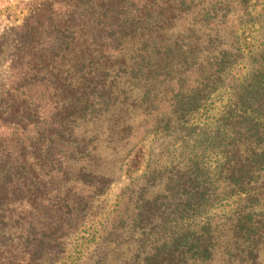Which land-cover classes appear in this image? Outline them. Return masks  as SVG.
I'll return each instance as SVG.
<instances>
[{"label": "trees", "instance_id": "trees-1", "mask_svg": "<svg viewBox=\"0 0 264 264\" xmlns=\"http://www.w3.org/2000/svg\"><path fill=\"white\" fill-rule=\"evenodd\" d=\"M26 4L0 32V264H264V0Z\"/></svg>", "mask_w": 264, "mask_h": 264}, {"label": "rangeland", "instance_id": "rangeland-1", "mask_svg": "<svg viewBox=\"0 0 264 264\" xmlns=\"http://www.w3.org/2000/svg\"><path fill=\"white\" fill-rule=\"evenodd\" d=\"M29 0H0V32H3L5 28H9V26L12 25V23L19 24L21 19L27 15V2ZM7 32V31H6ZM250 36V35H249ZM251 38V37H249ZM12 48L11 44L4 45L5 52L0 54V87H2L6 82V67L8 64V53L9 50ZM150 146V142L148 141L142 148L141 152L139 154H136L134 156L135 161H139L137 164L139 165V172H142V169L145 168L146 165V159H148L147 153ZM134 165H136L134 163ZM134 167V166H133ZM130 170L129 172H131ZM129 178L128 175H123L122 178L116 180L115 184H113V187L109 194V199L111 200L109 204L113 203L112 199L115 198V196L119 193V190L125 186V183L127 179ZM80 242L72 241V244L75 243H81L83 240L82 238H79ZM91 245V243H90ZM93 246L89 248L88 250L92 251ZM81 246H77L76 248H69V250L66 253L65 258L62 259L61 264H69L72 260H75L76 257H80L79 250H82ZM80 264H84L85 256L80 258L78 260Z\"/></svg>", "mask_w": 264, "mask_h": 264}]
</instances>
